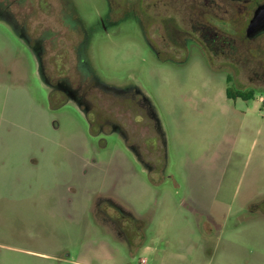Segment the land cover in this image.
<instances>
[{
    "label": "rangeland",
    "instance_id": "1",
    "mask_svg": "<svg viewBox=\"0 0 264 264\" xmlns=\"http://www.w3.org/2000/svg\"><path fill=\"white\" fill-rule=\"evenodd\" d=\"M74 2L97 31L73 41L90 71L70 47L67 69L103 83L98 119L53 108L36 52L0 23V264H264V45L248 62L240 34L217 38L242 68L217 45L182 55L178 31L163 50L132 13L106 32L105 0Z\"/></svg>",
    "mask_w": 264,
    "mask_h": 264
},
{
    "label": "flooded vegetation",
    "instance_id": "2",
    "mask_svg": "<svg viewBox=\"0 0 264 264\" xmlns=\"http://www.w3.org/2000/svg\"><path fill=\"white\" fill-rule=\"evenodd\" d=\"M130 13L135 16L144 36L157 42L163 50H172L169 42L178 31L182 42L178 53L182 55L188 40L214 50L217 38H226L230 31L240 34V39L231 45L246 46L248 57L247 53L244 56L248 62L249 51L264 45V0H105L104 13L97 16L95 23L102 31L107 29L108 32V25H119L123 16ZM33 20L44 26L37 27V32L32 34L28 25ZM0 23L9 25L13 33L36 52L40 82L49 89L47 99L53 108L57 103L73 102L84 114L98 119L90 93L103 87V83L93 76L74 80L81 70L75 68L76 74L73 75L67 69L72 50L78 56L79 66L90 71L73 41L78 36H82L81 40L92 38L97 31L92 24L84 22L74 0H0ZM219 24L232 27L226 30ZM68 47L72 49L68 50ZM219 47L217 45L214 50L215 54L223 57L227 65L235 63L230 57H244L240 51L233 54L230 49ZM133 89L136 90L134 95L140 93L137 88ZM109 208L110 213H105L117 228L124 229L123 223L131 225L134 222L133 216L121 208Z\"/></svg>",
    "mask_w": 264,
    "mask_h": 264
},
{
    "label": "trees",
    "instance_id": "3",
    "mask_svg": "<svg viewBox=\"0 0 264 264\" xmlns=\"http://www.w3.org/2000/svg\"><path fill=\"white\" fill-rule=\"evenodd\" d=\"M227 97L228 98H242V99H248L253 97V92L248 90H239V91H233L232 89L227 90Z\"/></svg>",
    "mask_w": 264,
    "mask_h": 264
},
{
    "label": "built area",
    "instance_id": "4",
    "mask_svg": "<svg viewBox=\"0 0 264 264\" xmlns=\"http://www.w3.org/2000/svg\"><path fill=\"white\" fill-rule=\"evenodd\" d=\"M262 103L264 104V98H262ZM145 262H146L145 260H142L141 264H145Z\"/></svg>",
    "mask_w": 264,
    "mask_h": 264
},
{
    "label": "crops",
    "instance_id": "5",
    "mask_svg": "<svg viewBox=\"0 0 264 264\" xmlns=\"http://www.w3.org/2000/svg\"><path fill=\"white\" fill-rule=\"evenodd\" d=\"M260 216H264V214H261Z\"/></svg>",
    "mask_w": 264,
    "mask_h": 264
}]
</instances>
